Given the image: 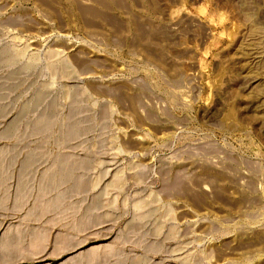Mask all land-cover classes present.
Returning a JSON list of instances; mask_svg holds the SVG:
<instances>
[{
	"label": "rangeland",
	"instance_id": "rangeland-1",
	"mask_svg": "<svg viewBox=\"0 0 264 264\" xmlns=\"http://www.w3.org/2000/svg\"><path fill=\"white\" fill-rule=\"evenodd\" d=\"M4 165L0 264H264V0H0Z\"/></svg>",
	"mask_w": 264,
	"mask_h": 264
},
{
	"label": "crops",
	"instance_id": "crops-1",
	"mask_svg": "<svg viewBox=\"0 0 264 264\" xmlns=\"http://www.w3.org/2000/svg\"><path fill=\"white\" fill-rule=\"evenodd\" d=\"M6 175H7V167L5 165L0 166V188L2 187V185H4L3 183L6 179Z\"/></svg>",
	"mask_w": 264,
	"mask_h": 264
},
{
	"label": "bare ground",
	"instance_id": "bare-ground-1",
	"mask_svg": "<svg viewBox=\"0 0 264 264\" xmlns=\"http://www.w3.org/2000/svg\"><path fill=\"white\" fill-rule=\"evenodd\" d=\"M175 185H178L180 183V180L179 179H176L173 181Z\"/></svg>",
	"mask_w": 264,
	"mask_h": 264
}]
</instances>
